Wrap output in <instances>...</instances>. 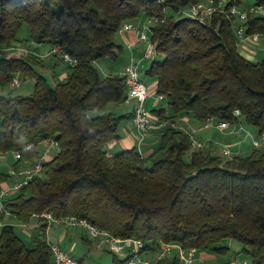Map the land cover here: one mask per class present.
<instances>
[{
	"label": "trees",
	"instance_id": "16d2710c",
	"mask_svg": "<svg viewBox=\"0 0 264 264\" xmlns=\"http://www.w3.org/2000/svg\"><path fill=\"white\" fill-rule=\"evenodd\" d=\"M201 1L0 0V89L15 76L35 79L30 96L0 94V152H20L33 164L43 140L59 143L43 174L4 200L11 217L23 224L38 217L44 228V212L57 219H85L116 237L144 241L146 253L178 244L220 254L227 251L224 240L232 239L243 244L251 264H264L263 149L227 159L208 148L192 149L189 135L171 127L162 132L150 164L136 148L112 156L107 149L120 139L133 112L111 109L128 100L125 78L104 75L96 62L121 53L116 35L140 16L158 19L150 39L161 59L146 70L170 109L168 115L165 108L153 109L158 119L243 120L264 134V59L253 62L239 52L233 19L214 15L202 23L178 14ZM255 5L264 8V0ZM25 23L36 45L60 46L77 59L54 87L36 71L43 66L40 56L7 55ZM246 26L264 34V15L251 14ZM48 57L56 65L63 62ZM236 109L242 117H234ZM10 180L0 171V182ZM0 264H53V256L46 241L37 239L29 247L14 225L5 223ZM113 264L126 259L115 256ZM157 264L181 262L172 254Z\"/></svg>",
	"mask_w": 264,
	"mask_h": 264
},
{
	"label": "built area",
	"instance_id": "2783aa9c",
	"mask_svg": "<svg viewBox=\"0 0 264 264\" xmlns=\"http://www.w3.org/2000/svg\"><path fill=\"white\" fill-rule=\"evenodd\" d=\"M164 0H158L163 2ZM235 0H206V2H199L191 4L185 8H180L178 14L184 17H189L198 20L202 23H206L214 15H224L228 19H233L232 31L235 40L242 44L251 53H256L259 49V33L248 32L246 22L251 14L264 15V8L255 4L249 8H241V5H230ZM244 0H242L243 3ZM153 22V26L143 25L139 31V40L147 41V46L143 52V59H155L158 55L156 50V44L151 41L150 34L154 27L158 24L157 18H149V23ZM134 26L131 22L125 23L122 30H131ZM49 54L55 55L69 66L77 64V59L65 52L60 46L51 48ZM123 77L128 88V100L134 101L133 108V126L137 134L139 135V143L143 141L146 135L153 131L160 130L163 132L168 127L176 128L175 122H168L166 120L158 119L154 114L148 112L145 108V104L150 96L148 85L141 77V73L138 69V62L132 58L130 64L123 72ZM20 77L15 76L11 82L12 86H18L20 84ZM234 117H242V113L239 109L234 111ZM230 123L223 120H215L214 118H208L202 122V128L208 129L215 127L221 131L229 128ZM181 128V127H180ZM243 129V127H240ZM182 129V128H181ZM184 131V130H183ZM189 135L192 149H203L209 142L200 140L196 137L193 131H184ZM264 144V134L255 135L253 139V147L255 149L261 148ZM41 145L44 146L43 152L40 153V157L37 161L31 164L27 159H24L20 152L14 151V157L17 162H20L19 167L12 166L8 170V175L12 180V184L7 185L4 188H0V215L9 216L10 211L4 204L5 198L11 194L20 191L36 177L41 176L44 172V164L47 162L54 149H59V143L56 140L46 139L43 140ZM221 155L231 158L233 153L228 148H223ZM41 217L46 219L48 226L54 223H64L67 227H81L89 231L92 237L95 239V247L97 249L110 252L115 256L127 253L126 264H157L159 260L166 258L169 255L175 254L181 264H195L197 261L196 252L194 250H186L178 244H165L158 253H146L143 252L146 244L144 241L136 238H119L107 231H101L95 225H92L85 219L77 217H66L57 219L48 212L41 214ZM5 220V219H4ZM0 219V228L5 221ZM53 256V264H80V262L73 256L66 253L60 246L50 244ZM229 264H249L247 260L232 259Z\"/></svg>",
	"mask_w": 264,
	"mask_h": 264
},
{
	"label": "crops",
	"instance_id": "0c3cea01",
	"mask_svg": "<svg viewBox=\"0 0 264 264\" xmlns=\"http://www.w3.org/2000/svg\"><path fill=\"white\" fill-rule=\"evenodd\" d=\"M139 24L140 23H138L137 25L139 26ZM133 26L134 28L131 30H121L122 41L125 44L126 49L128 50V53H129L128 55L129 57L125 60L126 61L125 67L120 72H118L116 71L117 65H113V63H115L116 60L122 57V54H123L122 52L124 50L122 46V51L116 56V58L99 59L96 62L97 67L101 69L104 75L123 74L126 67L129 66L132 58H134L138 62V69L139 71L141 70L142 75L144 74L142 70L145 68L144 61L147 59H143V52L147 46V41L139 40L140 27H137L135 23ZM46 48L47 46L44 49ZM48 51H49V47L45 51H42V52H45L42 54L46 55ZM45 55H42V56H45ZM158 59H161V56H159ZM101 62H109L108 68L103 69V64ZM146 84L149 87L150 95L152 94L157 95L156 80L150 79ZM149 99H150V96H149ZM162 102H164L166 106H164ZM134 104L135 103L133 100H127L122 105L112 106L111 109L116 110L117 112H121V113H130V112H133ZM159 105L161 106L159 107ZM153 107L154 108H165L167 115L170 114V109L167 106L166 100L158 95L155 98ZM174 120L175 122H177L179 127L182 128V130L193 131L196 137L197 135L199 136L197 138H199L200 140H209L208 147L206 148L210 149L212 153L215 155L222 156L221 151H219L218 149H219L220 144H223V143L228 145L229 148L233 150V151L231 150L233 155H239V156H241V153L245 152L247 149L251 147L250 145L249 148H246L248 146L246 145V142L242 140L243 137H245V133H243V129H241L240 127L242 126L244 128L245 126L247 129L249 128V131H251V127L250 126L248 127L247 123L243 122V120H240L238 123L230 124L229 128L223 131L219 129H215L214 131L212 130L204 131L202 130L203 128L201 129L200 121H196L188 116L175 118ZM253 129L252 130L254 132L252 134H253V139H254L255 135H257V129L254 127ZM232 131L234 132L232 133ZM216 133H219V134H216ZM200 134H204V135L200 136ZM161 137H162V132L160 130L153 131L150 134L146 135L143 141L139 143L140 137L134 129L133 121L132 119H127L126 121H124L122 125L120 139L110 142L108 144L107 149H108L109 155L112 156L124 150L136 148L139 151V153L143 156V158L145 159V156L151 157L153 154H155L158 151L157 146L161 144ZM215 138L216 140H221V141H216L214 140ZM252 149L254 150L253 146H252ZM33 219L38 220V224H36L34 228L38 230V232L42 235L41 240L49 242L50 244H55V245L60 246L66 253L75 257L80 262V264H86V262L90 263L89 257L94 255L93 250H95L96 247H95L94 240L87 229L81 228V227L69 228L64 223L50 224L49 226L44 228V227H41L44 221H40L38 217H34ZM231 245H232L231 239H226L221 244V246L227 248V250L231 248ZM195 252H196V258H197V261L195 264H210L213 260H216L217 255H219L217 253H212L208 251H195ZM227 253L229 252L225 251L220 254L226 255ZM232 259L233 258L230 257L228 262H230Z\"/></svg>",
	"mask_w": 264,
	"mask_h": 264
},
{
	"label": "rangeland",
	"instance_id": "374dc122",
	"mask_svg": "<svg viewBox=\"0 0 264 264\" xmlns=\"http://www.w3.org/2000/svg\"><path fill=\"white\" fill-rule=\"evenodd\" d=\"M202 2H206V0H202ZM255 2H256V0H244L242 5H241V8H249L251 5L255 4ZM167 12L170 15L173 14L171 10H168ZM131 23L133 25L135 23L136 26L140 27V28L143 25H149V26L154 25L153 22L149 23V19L145 16H140L139 18H137L136 20H134ZM138 23H140L139 26L137 25ZM121 36L122 35H121V31H120L116 35V42L119 43L121 46H123V48H124V50L122 52L123 54H122V57L120 59L116 60L115 63H113V65H117L116 71H118V72H120L125 67V65H126L125 60L129 57L128 56L129 55L128 50L126 49V46L123 43ZM17 38H18V41L14 44V46L11 49L6 50L7 55L19 56L20 54L23 53L26 55L35 54L37 56H40L39 58H41L43 60L42 61L43 66H37L36 71L38 73L44 75L47 78L49 85H51L52 87L56 86L58 83L63 81L66 73L68 72L67 68L69 65L65 62H60L58 65H56L55 64L56 60L51 58V57H48L50 49L46 55L42 54V53H45L42 51H45L46 49H48V46L46 49H44L46 47V45L38 46L32 41L31 30H30V27L26 23L23 24L22 27L20 28L18 35H17ZM236 43H237V48H238L239 52L241 54H243V56H245L249 60H251L253 62H259V61H262L264 59V34H260V40H259V45H258L259 49L256 51V53H251L250 51H247V49L242 44L238 43L237 41H236ZM42 55H45V56H42ZM152 61H153V59H147L144 61V63H145L144 67L145 68L142 70L144 72V74L143 75L141 74V77H142V79H144V81L146 83L151 79L146 75V70H148V68L150 67V63ZM101 63L103 64V69L108 68L109 62H101ZM100 71H101V69H100ZM140 73H141V70H140ZM20 79H21L20 84L18 86H12L11 83H9L8 85H6L0 89V94L2 96H5V97L30 96V95H32L34 93V89H35V79L31 76L20 77ZM156 97H157L156 94L150 95V99L145 104L146 110L148 112H150L151 114H153V112H152L153 109H159V108L153 107V103H154ZM162 103L164 104V102H162ZM160 106L161 105H159V107ZM164 106H166V105L164 104ZM166 121L175 122L174 119H167ZM175 123H176V128H174V129L183 131L179 127L177 122H175ZM200 125H201V129H202V123H200ZM247 126L251 127V131H249V128L247 129L244 126L245 129L243 128V133H245V137L242 136L243 137L242 140L246 142V145L248 146L246 148H249L250 145H251V147L249 149H247L245 152L241 153V156H248L253 151V149H252L253 134L252 133L254 132L253 131L254 129L251 125L247 124ZM215 129H216L215 127H210L208 129L203 128L202 130L214 131ZM233 132L234 131H232V133ZM216 134H219V133H216ZM203 135L204 134H200V136H203ZM197 137H199V136L197 135ZM219 138H220V136H219ZM214 140H216V138ZM203 141L209 142V140H203ZM216 141H221V140H216ZM226 143H228V142H226ZM160 146H161V144H159L157 146L158 149ZM206 147H208V145ZM223 148H228V149L232 150L225 143L220 144L218 150L222 151ZM257 149H259V148H257ZM261 149L264 150V144L261 147ZM39 150H40V153L43 152L44 146L40 145ZM219 151H218V153H219ZM56 152H57V150L54 149L53 152L51 153V156H53ZM226 158L228 159L229 157H226ZM145 160L148 164H150V156H145ZM15 162H16V159H15L12 151L0 152V171L1 172H8V170L12 167V165H14ZM10 184H12V180H10L8 182H0V188H4L7 185L9 186ZM7 198H5V199H7ZM4 221H5V223H9V224L14 225L15 230H16L17 234L19 235V237L29 247H32L37 239L42 238V235L38 232V230H36L34 228V226L36 224H38V220L32 219L30 223L23 224V223L17 221L16 219H14L13 217H11V215H9V216H5ZM93 240L95 243L94 238H93ZM231 244H232L231 248L227 250V252H229V253H227L226 255H223V254L217 255V259L213 260L210 264H229L228 261H229L230 257L234 258V259H239V260H247L249 262V264H251L250 258L246 255V253L243 252V247H244L243 244L240 243L239 241L232 240V239H231ZM93 253H94V255L89 257L90 263L86 262V264H113L114 263L115 255L110 253V252L108 253L106 251H103V250L96 248L95 250H93ZM126 255H127V253L124 252L122 254L117 255L116 257L119 260H122L126 257Z\"/></svg>",
	"mask_w": 264,
	"mask_h": 264
}]
</instances>
